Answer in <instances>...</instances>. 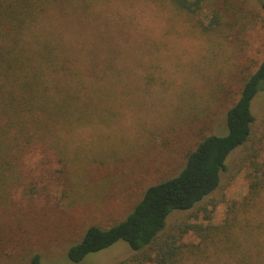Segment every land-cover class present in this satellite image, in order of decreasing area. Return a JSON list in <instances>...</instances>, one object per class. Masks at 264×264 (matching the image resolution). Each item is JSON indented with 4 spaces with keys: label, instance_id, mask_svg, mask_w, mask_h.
<instances>
[{
    "label": "rangeland",
    "instance_id": "374dc122",
    "mask_svg": "<svg viewBox=\"0 0 264 264\" xmlns=\"http://www.w3.org/2000/svg\"><path fill=\"white\" fill-rule=\"evenodd\" d=\"M27 34L57 36L80 72L91 74L88 84L114 82L120 93L72 131L71 173L28 157L33 189L8 190L0 201V264H29L35 253L40 264H113L133 253L125 240L81 262L69 259L68 247L90 225L123 219L149 185L182 167L203 135L225 132L227 109L264 57L262 0H211L197 14L169 2L67 0ZM253 111L263 113L264 91ZM227 166L220 186L193 208L173 211L168 227L181 219L222 223L248 192L249 174L258 166L264 172V126Z\"/></svg>",
    "mask_w": 264,
    "mask_h": 264
},
{
    "label": "trees",
    "instance_id": "16d2710c",
    "mask_svg": "<svg viewBox=\"0 0 264 264\" xmlns=\"http://www.w3.org/2000/svg\"><path fill=\"white\" fill-rule=\"evenodd\" d=\"M66 1L0 0V201L8 190L33 187L34 169L28 161L33 154L42 164L55 161L61 165L60 172L71 173L72 131L101 110H109L111 99L120 93L114 82L88 84L85 78L91 74L80 72L57 36L33 34L28 39L27 32L54 7L64 8ZM149 1L169 2L180 11L197 14L211 0ZM261 91L264 57L227 109L225 132L203 135L182 167L149 185L123 219L107 227L90 225L68 247L69 259L81 262L122 239L133 253L113 264H264V172L260 166L252 177L249 174L248 192L232 201L221 224L181 219L168 227L167 221L173 211L191 209L213 193L231 153L264 126V111L260 115L253 111ZM193 233L199 236L198 242L185 240ZM40 262L41 255L35 253L29 264Z\"/></svg>",
    "mask_w": 264,
    "mask_h": 264
}]
</instances>
